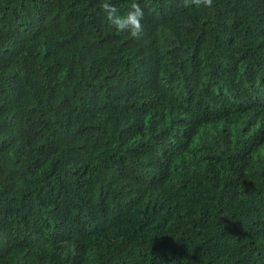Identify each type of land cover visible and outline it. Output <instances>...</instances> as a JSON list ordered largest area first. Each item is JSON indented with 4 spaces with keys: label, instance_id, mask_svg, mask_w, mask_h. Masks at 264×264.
<instances>
[{
    "label": "trees",
    "instance_id": "16d2710c",
    "mask_svg": "<svg viewBox=\"0 0 264 264\" xmlns=\"http://www.w3.org/2000/svg\"><path fill=\"white\" fill-rule=\"evenodd\" d=\"M0 0V264H264V0Z\"/></svg>",
    "mask_w": 264,
    "mask_h": 264
},
{
    "label": "clouds",
    "instance_id": "9594fccd",
    "mask_svg": "<svg viewBox=\"0 0 264 264\" xmlns=\"http://www.w3.org/2000/svg\"><path fill=\"white\" fill-rule=\"evenodd\" d=\"M206 7H211L212 0H196ZM103 17L107 27L117 33L127 32L131 36H137L143 28L144 10L139 3L133 2L121 10L112 0H105L101 5Z\"/></svg>",
    "mask_w": 264,
    "mask_h": 264
}]
</instances>
